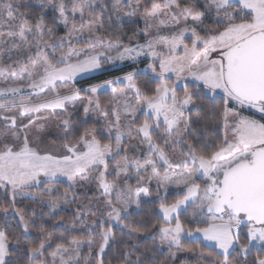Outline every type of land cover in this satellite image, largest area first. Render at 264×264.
Wrapping results in <instances>:
<instances>
[{"label": "snow or ice", "instance_id": "1", "mask_svg": "<svg viewBox=\"0 0 264 264\" xmlns=\"http://www.w3.org/2000/svg\"><path fill=\"white\" fill-rule=\"evenodd\" d=\"M120 4L121 0H113L112 7L118 10ZM200 4L201 0L183 4L180 0L163 4L148 0L143 5L145 42L124 45L119 37L106 41L99 34L107 8L104 0H41L43 10L51 6L58 13L54 23L66 30L61 36H55L56 28L45 24L43 12L35 23L27 13H19L20 6H28L24 0H0V28L4 29L0 31V82L5 84L0 87V97H11L0 99V108L16 109L19 114L18 120L17 115L0 113V121L11 129L10 137H0V199L8 200L20 229V235L14 236L7 220L0 224V264H13V251L24 253L28 264H104L102 254L115 240L114 223L129 229L130 239L138 234L126 220L133 207L140 208L143 198L152 196L149 185L153 182L162 218L153 239L158 236L161 243L180 250L184 237L202 236L220 250L222 258L211 264H233L230 257L237 250L248 264L247 255L257 244L264 252V0H203V11ZM97 7L100 17L86 11ZM140 7L137 3L125 15H135ZM213 12V23L220 26L209 28L203 22ZM80 43L83 47L77 46ZM106 43L107 49L101 51ZM114 49L119 50L112 55ZM141 55L153 61L147 67L157 82L150 91L137 84V70L87 88L74 86L81 74L103 69L102 58L136 61ZM172 77L174 82L169 83ZM182 81L181 95L178 87ZM125 82L134 92L135 104L125 97L122 108H112L114 120L105 125L109 142L98 139L95 129H85L72 142L70 137H76L77 132L71 119L63 116L57 117L63 126L62 152L42 148L39 137L30 139L29 130L46 118L41 112L67 113L66 104L77 100L87 101L85 115L88 105L95 103L107 117V106L101 107L87 93ZM70 83L73 86L61 93L58 85ZM217 90L222 92V104L214 115L223 132L218 143L212 141L215 147L209 151L210 145L201 148V137L196 135L200 129L194 127L202 117L188 113L190 106L199 108L196 98L201 92ZM117 94L123 96L113 89V95ZM41 96L45 98L33 100ZM247 109H254L260 118L244 115ZM134 140L138 144H132ZM145 144L146 155L129 156L130 150ZM167 149L178 152V159ZM58 177L82 187L94 183L100 192L97 199L103 201V219L93 218L89 225L90 230L100 229L98 244L88 240V256L94 259L81 257L82 241L77 237L55 234L63 227L58 211L69 201L56 195L53 187L44 188L45 196L33 191ZM170 189L176 193L171 203L167 202ZM18 198L30 199L41 211L32 207L26 215L16 206ZM191 206L193 220L203 227L185 228L181 214ZM9 211L8 207L0 209L5 217ZM38 215L43 219L37 221ZM75 215L81 222L86 216L95 217L91 211L86 214L83 206L77 207ZM125 262L143 264L139 256L131 261L128 253ZM253 264H264V255H257Z\"/></svg>", "mask_w": 264, "mask_h": 264}, {"label": "trees", "instance_id": "2", "mask_svg": "<svg viewBox=\"0 0 264 264\" xmlns=\"http://www.w3.org/2000/svg\"><path fill=\"white\" fill-rule=\"evenodd\" d=\"M35 2L36 0H28V6H20L18 9L19 13H27L28 19L31 23H35L36 20L41 16L42 12L45 13V24L48 27L56 28V32L54 33L55 36H61V34L63 33L62 30L58 28L56 23H54L55 19H59L58 14L55 12V10L52 8L44 11L42 8L35 6ZM15 14L16 13H14V15ZM218 26L220 25L213 23V21L211 20L209 21V28H215ZM1 29L3 30V28ZM110 29L111 32H114V39L119 37L120 41L124 45H128L133 43V41L136 39V36L138 35L137 33L141 29V26L137 21L130 22L127 20H123L112 26ZM105 33L111 39V34L107 31ZM118 50L119 49H114L112 51L116 52ZM103 63L105 64L106 68L110 69L108 72L78 81L75 83V86H87L93 83L104 81L109 77L123 75L133 70H141L146 66L147 60L143 59L142 61H139L137 63L127 64L114 70H111L112 66H110V64L105 63V61H103ZM136 82L142 90L150 91L155 87L157 81H155V79H153V77L149 73L138 72ZM117 87L123 88L122 85ZM189 87H192V84H189ZM178 92L182 95V88H178ZM106 94L107 95L105 96L109 97L108 93ZM221 104L222 96H211L208 93L201 92L200 96L196 98V105H198L199 108L190 106V111L188 113L193 118H195L198 113L202 117L200 123L198 125H194V127L200 129V131H198L196 135L201 137V148H203L206 144L210 145L208 149L209 151L213 150L215 147V145L212 144V141H216L218 143L221 138V121L217 116L214 115L217 108H219ZM67 107L74 110L77 106ZM250 115L255 116L257 119L260 118L255 114ZM75 117L76 118L72 119V123L75 131L77 132V136L70 137L72 141H75V139L78 138L79 133L83 132L85 129H93L95 127L91 120H82L80 119V115ZM0 126H4L3 121H0ZM5 133L6 136H9L11 133V129L6 128ZM49 184H54L56 186L57 191L55 194L59 195L61 198L67 199L69 197H72L71 200H69L68 208L57 214V219H59L60 217L63 218V227L59 228L55 234L59 236L61 232H64L65 236L69 238L71 236H75L83 242H88L89 239H93L98 244L100 240V229L96 227L90 230L89 228V225H91V221L93 218L97 220L103 219V201L102 199H97V197L100 196V192L96 190L95 184L92 183L88 188H80L78 187L80 185H72L67 183L66 181H55ZM49 184L43 185L38 189H33V191L43 196L44 188ZM175 199L176 193L169 192L167 202L171 203ZM143 201L144 202L142 203L140 208L137 209L133 207V209L131 210L132 215L126 220L128 224L132 225V227L138 230V234L130 239L127 235L129 229L122 228L121 226H113L115 240L110 242L109 246L102 254L104 264H126V253L130 255L131 261H135L137 256H139L141 261H143V264H162V262L163 264H211V261L213 259L222 258L217 254L215 248L207 247L198 240L189 241L184 239L183 249H173L174 253H176L174 258L170 257L167 253L160 251L159 240L157 239V237L153 239V233L157 231L158 225L162 222V218L157 212L159 201L156 200L155 197H144ZM16 206L18 208H23L26 212V215L31 214L30 209L32 207H36L38 213L41 211L40 207L37 206L35 202L32 203L31 201L27 200L18 201ZM79 206H83V210L86 214L89 211L95 213V217L86 216L83 222L78 220L75 212L77 207ZM3 207H11L7 199H0V209H2ZM43 212L46 214L48 211L43 208ZM36 219L37 221H39L40 219H43V217L38 215ZM5 220H7L8 222L9 232L14 236H19L20 229L19 225L16 223V220L13 219L12 216L5 217L2 213H0V224H3ZM72 221H75V224L71 223ZM181 221L183 222L185 228L195 229L196 227L204 226L199 221H193L190 219L189 208L186 212H183L181 214ZM104 226H108L107 222H105ZM49 229L51 230L50 224ZM65 229L67 231H65ZM34 231H38V228ZM241 242H246V238L243 234L241 236ZM146 249H151V251H146ZM257 255H264V252L260 251L258 247H253L251 252L247 255L248 264H253ZM81 257L94 259L93 257L88 256V247L83 250ZM230 258L233 260V264H244V258L241 256L238 250L232 252ZM11 259L13 264H28V257L22 252L13 251V256Z\"/></svg>", "mask_w": 264, "mask_h": 264}, {"label": "rangeland", "instance_id": "3", "mask_svg": "<svg viewBox=\"0 0 264 264\" xmlns=\"http://www.w3.org/2000/svg\"><path fill=\"white\" fill-rule=\"evenodd\" d=\"M27 2H28V0H24V3L27 4ZM46 2H47V0H45V3ZM54 2H58V0H55ZM159 2L163 4V3L166 2V0H159ZM180 2L183 4V3H186L187 0H180ZM104 3L107 5V8H105L103 10L102 19H101V22L103 23L104 27H103V29L100 30L99 34H101L103 37H105L106 41H107V39H110V38L107 36V34L105 32L107 31L108 33H110L111 34V39L115 40L114 39V32H111L110 28L112 26L116 25L120 21H123V20L126 21L127 20V21H130V22L131 21H137V22L140 23V26H141V29L137 33L138 35L136 36V39L131 44H134L136 41H139L140 43H144L145 42L146 38L143 35V32L146 30L145 29V23H144L145 15H144V7H142V5H144L145 3H148V0H121V4H120L118 10L114 9L112 7L113 0H104ZM137 3H140L141 7L136 9V14L133 15V16L125 15L126 13L133 11V9L135 8ZM34 5L39 7V8H41V0H36ZM129 5H131V7ZM48 9H52V7L49 6L46 10H48ZM46 10H44V11H46ZM200 10L201 11L204 10V8H203V0H201ZM86 11H93L94 12V16H97V17L101 16V9L98 8V7L94 8V9H86ZM43 15H45V13H43ZM117 17H119V19H117ZM58 18H59V16H58ZM69 19L71 20V15H69ZM214 19H215V13L213 12L211 15H209V16H207L205 18L203 23H204V25L208 26L209 21L210 20L213 21ZM150 22L154 23V21H150ZM0 23H2V22H0ZM76 23H77V26L80 25L79 18H77ZM56 25L58 26L59 29L62 30L63 33L61 35H64L65 31H66L64 29V27L62 25H59V24H56ZM3 30L0 28V31H3ZM150 31H153V34H154V30H150ZM112 36H113V38H112ZM186 42L187 43H191L190 40H187ZM74 43H75V41H74ZM131 44H128V45H131ZM77 46L78 47H83V43H80ZM106 49H107V43L105 44V47L101 48L100 50L101 51H105ZM111 54L115 55V52L111 51ZM143 59L147 60L146 66L144 68H142L141 70H137V71L138 72H142V73L143 72L144 73H149L154 79V75L155 74H153L151 72V70L147 67L148 64L150 62H153V61H152V59L150 57H147V56H144V55H141L136 61H133L131 59H125L124 61L108 62L104 58H102V63H103V61H105V63H108V64H110V66H112L111 70H114V69H118L120 67H123V66H125L127 64L137 63L139 61H142ZM109 70L110 69L106 68V66H105L101 70H96V71H93V72L83 73V74H81L80 76H78L76 78L75 83L78 82V81H81L83 79H86V78H89V77H92V76H95V75H98V74H101V73L108 72ZM123 75H118V76H123ZM112 78H114V77H109V78L105 79L104 81L110 80ZM174 79L175 78L172 77L169 80V83L174 82ZM101 82H103V81H100V82H97V83H93V84H98V83H101ZM182 84H183V81L181 82V87H178V88H182ZM189 84H192L190 80H189ZM121 85L123 86V88L117 87V86H121ZM3 86H5V84L3 82H0V87H3ZM72 86L73 85L70 83L68 86L58 85V88L60 89L61 93H65ZM87 86H75V87H77V88H87ZM113 89H116L118 93L122 92L123 96H121L119 94L114 96L113 95ZM106 93H108L109 97L105 96V95H107ZM208 94H210L211 96H222V92L220 90H217L216 93H208ZM46 95L47 96H51V93H48ZM82 95H85V94L82 93ZM87 95H91L93 97V100H98L99 104L101 105V107L107 106V108H108V116L107 117H105L103 115V113L100 112V110L96 108L95 103L88 105L89 112H88L87 115H85V113L83 111V108H84V105L87 103V101L83 100V99L82 100H77V101H74V102L66 104L67 113H64V112H62L60 110H57L55 113H53L51 111L41 112L40 113L41 117H46V118L38 120L36 122V125H34L29 130L30 139L35 138V137H39L40 146L42 148L49 149V150H52V151H55V152H62V145L65 142L64 139H63V132H62V127L63 126L61 124V121L59 119H57V117L63 116L64 118H70L71 122H72V119L76 118L75 116L80 115L81 116L80 119H82V120H91L93 122V124L95 126L93 129L96 130V135H97L98 139H101L105 143L109 142L108 138H107V133H106V130H105V125L107 124L108 121L114 120V116L112 114V108L113 107H116L117 109L122 108L125 97H127L132 104H135L134 92L128 89L127 83L125 82V83H118V84H112V85H105L104 88L98 89V91L95 94L87 93ZM10 98L11 97H0V99H10ZM44 98H45L44 96L43 97H39V98L33 97V100L34 101L37 100V99L42 100ZM67 106H69V107L77 106V107H76V109L72 110V109L68 108ZM230 107H232V105H230ZM234 110L238 111L239 109H234ZM0 113L17 115L18 120H19L18 110H16V109L9 108V109L6 110V109H3V108H0ZM69 114H70V116H69ZM243 114L244 115H249V116H252L250 114H255V115L260 117V114L257 113L254 109H247L246 111L243 112ZM27 119H28V117H25L24 118V122H26ZM141 119H142V117H141ZM40 125H43L42 129L39 128ZM5 130H6L5 126H0V137H5L6 136ZM222 132H223V128H222ZM8 137H10V135ZM72 142H74V141H72ZM157 142L161 143V144L163 143L162 141L159 140L158 137H157ZM113 143H114V141H113ZM131 143L132 144H138V141L134 140ZM167 151L169 152L170 155L173 156V159H178V156H179L178 152L174 154V153H172L171 149H167ZM146 154H147V145L146 144L145 145H140L137 149L129 151V156L130 157L133 156V155L142 157V156H144ZM111 163L114 164L115 162L112 161ZM91 174L92 173H89V176H91ZM109 179H112V177L110 176ZM122 179H123V177H121V180ZM57 181H66L67 183L72 184L71 182H69L67 180L66 177H58ZM130 182L135 184V179H132ZM77 185H80V186H78L80 188H88L91 184H88V185H86L84 187H82L80 183H77ZM46 187H53V188L56 189V186L54 184H49ZM149 187H150V189L152 191V196H150V197H155L156 196L155 182H153L152 185H149ZM96 190H97V188H96ZM2 192H3V189H0V193H2ZM169 192H174L175 193V190L174 189H170ZM37 194L39 195V193H37ZM43 194H44L43 196H45L44 192H43ZM161 195H163V192L161 193ZM71 198L72 197H69V198H67V200L69 201V200H71ZM61 199L63 200V198H61ZM24 200L31 201L30 199H24ZM18 201H21V200L18 198L17 202ZM31 202L34 203L33 201H31ZM193 207L194 206L189 207L190 219L191 220H193V217H192ZM43 208H45L48 211V208L46 206H44ZM66 208H68V204H61V207H60V210L58 211V213L63 211ZM9 209H10V211H9V215L8 216H12L11 207ZM0 213H2V212H0ZM193 221H196V220H193ZM113 226L114 227H120L119 224H115V223L113 224ZM157 239L159 240L158 236H157ZM184 239L189 240V241L198 240V241H201L207 247L216 248L213 243L205 241L202 236H200L199 239H196L195 237H184L183 240ZM87 247H88V242H83L82 241L81 248H80L81 254H82L83 250L85 248H87ZM255 247L259 248V245L257 244ZM175 248H177L175 245H171L170 246L168 243H161L159 241V249H160V251H163V252L167 253L172 258H174L175 255H176V253H174V250H173ZM216 252H217L218 255H220V250L218 248H216Z\"/></svg>", "mask_w": 264, "mask_h": 264}, {"label": "crops", "instance_id": "4", "mask_svg": "<svg viewBox=\"0 0 264 264\" xmlns=\"http://www.w3.org/2000/svg\"><path fill=\"white\" fill-rule=\"evenodd\" d=\"M216 249V248H215Z\"/></svg>", "mask_w": 264, "mask_h": 264}]
</instances>
